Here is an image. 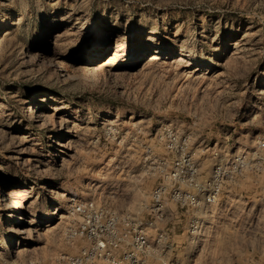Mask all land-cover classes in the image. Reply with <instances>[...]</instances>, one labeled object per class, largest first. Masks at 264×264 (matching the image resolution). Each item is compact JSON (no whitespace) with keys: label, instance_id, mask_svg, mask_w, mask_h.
I'll use <instances>...</instances> for the list:
<instances>
[{"label":"rangeland","instance_id":"374dc122","mask_svg":"<svg viewBox=\"0 0 264 264\" xmlns=\"http://www.w3.org/2000/svg\"><path fill=\"white\" fill-rule=\"evenodd\" d=\"M0 106V264H55L86 245L64 239L74 202L146 217L182 151L206 176L256 148L264 0H0ZM252 178L224 188L199 239L168 202V258L241 262ZM12 187L29 193L20 208Z\"/></svg>","mask_w":264,"mask_h":264},{"label":"built area","instance_id":"2783aa9c","mask_svg":"<svg viewBox=\"0 0 264 264\" xmlns=\"http://www.w3.org/2000/svg\"><path fill=\"white\" fill-rule=\"evenodd\" d=\"M169 183L151 192L146 217L119 212L94 199L74 202L71 219L63 231L66 243L81 240L86 245L76 253H59L55 264H179L168 258L173 250V229L165 228L168 202L191 215L189 234L199 239L226 186L238 185L245 174L252 175L253 200L245 219L239 220L240 234L248 251L241 262L264 264V136L254 150L236 152L213 164L203 176L192 154L175 159ZM263 178V182H260ZM233 187L225 191L231 193Z\"/></svg>","mask_w":264,"mask_h":264},{"label":"bare ground","instance_id":"6f19581e","mask_svg":"<svg viewBox=\"0 0 264 264\" xmlns=\"http://www.w3.org/2000/svg\"><path fill=\"white\" fill-rule=\"evenodd\" d=\"M157 50L162 52V50H168V49L162 48V47L155 48L153 50V53L150 55L151 58H155V57L159 56L160 54L161 55L163 54V53H159ZM181 56H185V55L181 54ZM178 61H184V59L182 57H179ZM103 66H104V63H99V62L96 64H91L90 70L91 71L101 70L103 68ZM28 197H29V193L27 192V190L25 191L19 187L18 188L12 187V190H10L7 194V199H9L11 201V204H13L15 206V208L22 207V205L24 204V201L28 200ZM10 217L11 218L15 217V214H11ZM29 229L28 228L26 229L25 227L24 228H17L18 232L22 233V234L24 233V235L26 232H28Z\"/></svg>","mask_w":264,"mask_h":264},{"label":"crops","instance_id":"0c3cea01","mask_svg":"<svg viewBox=\"0 0 264 264\" xmlns=\"http://www.w3.org/2000/svg\"><path fill=\"white\" fill-rule=\"evenodd\" d=\"M172 207L168 205V210H167V216H166V222H168L167 219H172V218H175L177 217V213L173 214L172 211H171ZM171 211V212H170Z\"/></svg>","mask_w":264,"mask_h":264}]
</instances>
